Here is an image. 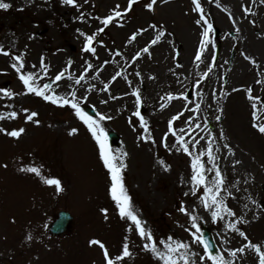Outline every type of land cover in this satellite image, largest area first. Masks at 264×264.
Segmentation results:
<instances>
[{"label":"rangeland","instance_id":"rangeland-1","mask_svg":"<svg viewBox=\"0 0 264 264\" xmlns=\"http://www.w3.org/2000/svg\"><path fill=\"white\" fill-rule=\"evenodd\" d=\"M0 2L10 4L0 9V89L15 93L0 92V114L17 112L15 118L5 115L0 129L25 128L18 138L0 131V264H106L103 249L90 243L93 239L108 248L114 264H163L144 249L146 238L127 230L132 222L119 215L109 170L87 126L71 105L28 93L20 75L29 72L34 73V87L50 84L46 94L72 99L83 111L90 106L95 114L88 116L98 121L104 134L115 133L109 149L115 162L125 165L122 175L131 209L176 264H184L180 254L189 252L196 253L191 259L197 264H205L199 260L203 245L192 236L197 227L198 234L207 228L216 252L230 264H259V254L247 245L260 244L264 251V134L256 127L264 124V105L259 102L264 98L262 0H199L213 26L207 36L206 24L195 23L200 14L194 0H134L128 11L129 0H76L73 5L62 0ZM108 16L113 19L105 24ZM160 32L163 35L152 44ZM201 40L204 50L197 60ZM137 52L141 55L133 59ZM16 55L22 61H16ZM13 63L23 64L20 72ZM60 73L71 77V86H59L55 77ZM111 83L121 86L115 99L105 93L104 84ZM134 90H139V104ZM32 111L38 113L34 120L39 124L25 119ZM177 113L183 115L173 121L174 132L165 138L168 122ZM73 127L77 133L70 131ZM181 135L194 155L204 153L200 159L205 169L213 164L220 169L224 184L217 199L222 196L235 216L221 211L214 221L202 200L204 185L196 186L195 195L191 192V157L176 139ZM209 145L215 160H209ZM29 167L39 168L41 175L21 170ZM204 175L212 187L215 170ZM42 177L60 180L63 190L55 191ZM241 188L253 197L244 201ZM102 209H108L107 219ZM59 210L69 211L73 219L65 235L53 237L46 228ZM228 221L236 222L248 239L226 228ZM168 237L173 238L172 247L177 241L190 247L170 252L165 248ZM126 242L134 254L117 259ZM241 247L244 252L232 255Z\"/></svg>","mask_w":264,"mask_h":264},{"label":"snow or ice","instance_id":"snow-or-ice-1","mask_svg":"<svg viewBox=\"0 0 264 264\" xmlns=\"http://www.w3.org/2000/svg\"><path fill=\"white\" fill-rule=\"evenodd\" d=\"M62 2L67 3L69 5H73L76 3V0H62ZM154 2H155V0H153V3ZM133 3H134V0H129V8L126 9V11L130 10ZM153 3L147 4V7L152 8ZM194 3H195V9L198 10L199 14H200V18L197 19L195 21V23L197 25L206 24V27L204 28L203 34H204V36H207L211 32L213 26L211 23H207L206 18H205L203 11L201 9V5L199 3V0H194ZM262 3H264V0H262ZM9 7H10V4L0 2V9H8ZM245 11H249V9L245 8ZM120 15H121L120 12L115 13V16H117V17ZM81 16H82V14H81ZM112 19H113L112 16H108V17L104 18L103 22L105 24H107ZM77 31L79 32L80 29H77ZM162 35H163V32L158 33L156 36V39L152 40L151 43L155 44L157 42V40H159L160 36H162ZM91 40H92V36H88V41H91ZM204 44H205V42L203 40H201L200 41V51H198L195 54V58L197 60H200V53L204 50ZM88 47H89V44H85V50H87ZM3 51H4L3 47L0 46V52H3ZM95 51H96L95 48H93L92 52L95 53ZM143 51L148 52V48L145 47L143 49ZM5 54L7 55L8 53H5ZM140 55H141V53L137 52L136 55L133 57V59H136ZM14 59L16 61H22V58L20 55H16ZM70 63H71V61L69 60V64ZM105 63H107V61ZM43 66H44V61H43V58H41V67L43 68ZM12 67L15 68L17 72H20L21 67H23V64L21 63V66L17 67V64L13 63ZM91 67H92V65L89 63L88 68H91ZM43 70L45 71V74H46L47 69L45 68ZM87 70L88 69L85 68V71H87ZM33 75H34V73H32V72H29L27 75H24V74L20 75V79L23 81V84L26 86V91L28 93H35L36 95L42 97L46 101H51V102L57 103V104L71 105V108L75 110V115L87 126L88 130L91 132L92 136L95 138L96 142L99 145V156L102 159L104 166L109 170V174L111 177L110 193H111L113 200L115 201V203L117 205L119 215L121 218H126L127 220H130L132 222L131 224L128 225L127 230L129 232L135 231L138 233L139 237L146 238V240L149 242L144 243V245H143L144 249H146V250L150 249L151 252L154 254V256L160 258V260L163 261V264H176L175 259H173L172 255L170 253H164L157 247L156 241L153 237V233L151 232V230H146L145 226L142 224V221L140 220L138 215L131 209L130 197L127 194V191L125 189L124 181H123V175H122V169L125 167V165L123 163L117 164L115 162L117 158L110 151L109 145L107 144L106 134H104V129L99 125L98 121L93 119L92 117L88 116L83 111V109L80 107V105L76 102H73L72 99H64L63 97H57L55 95V93L46 94L47 90H49L51 88L50 84H47V83L44 84L43 89L34 87L33 84L30 83V78L33 77ZM137 75H139V73H137ZM62 77H63V73H60V74L56 75L55 80L60 81L62 79ZM113 79H115V77H113ZM76 83H80V80H77ZM197 84H199V81H197ZM106 87H107V85H106ZM134 91L136 92L137 104H139L140 103L139 90H134ZM249 91L251 92V89ZM0 92H4L8 96L15 95L14 92L8 91L7 89H0ZM71 95L74 97L75 93L73 92ZM168 95H169V98H171L172 94L169 93ZM180 95L183 96L184 94L180 93ZM113 99H115V97H113ZM163 106L164 105H161V107H163ZM197 107H199V106H197ZM23 112L29 113V109L24 108ZM5 115H10L12 118H15L17 116V112L13 111L10 114H8V113L0 114V120H2ZM37 115H38L37 112L32 111L30 114L25 116V119L27 121H34V123L39 124L40 123L39 119L34 120V118L37 117ZM135 115L137 117H140L139 122L144 126V130L147 131L148 125L144 121V118L141 115L140 111L137 110L135 112ZM182 115H183L182 113H177L176 115H174L169 120V122H168L169 132H166L164 134L165 138L168 137L169 133L174 132L173 121L179 119ZM255 115H256V113L253 112V116H255ZM104 118L105 119H111L110 116H106ZM188 119L192 120L193 118L191 116H189ZM216 119L219 120L220 117L217 116ZM197 127H198V125H197ZM256 127L258 128V131L260 133L264 134V124H257ZM78 130L79 129L75 128V127L70 129V131L72 133H77ZM0 131H5L6 134L10 137L18 138L22 133L25 132V128L20 127L18 129H13L11 131H7L6 129H0ZM189 131H191V128H189ZM221 135H223L222 132H221ZM145 138L150 139V137H145ZM176 139L181 144H183V152L187 153L191 157V169H192L191 181L194 185V187L191 189V192L195 195L196 194V186L204 185L202 200H203L205 208H207L211 212V217L214 221L218 217L221 216V211L226 212L229 216H235L236 214L233 212V210L224 204L222 196H220L219 199H217V194L221 191V188L223 187V184H224V180L222 178L221 171L217 167V165L213 164L212 167L205 169L204 164L200 159V157L203 156L204 153L201 152L199 155H194L190 151L189 145L187 143H184L185 137L183 135L176 137ZM209 139H212L211 135L209 136ZM153 142H155V141H153ZM197 143H198V141H197ZM165 147H168L167 143H165ZM173 147H176V150L180 151V148L177 147L176 145H174ZM169 150H171V149H169ZM229 151H231L230 147H229ZM123 155H126V153ZM123 155L120 157L121 160H123ZM208 157H209L210 161L217 159V157H215L211 151V145H209ZM160 163L164 164V161L161 160ZM235 163H239V161H235ZM165 167L167 168L169 166L165 165ZM21 170L22 171H29L31 173L38 175V176L41 175V170L37 167H29V168H25V169H21ZM213 170H215V176L213 177V180H212L213 186L209 187L208 184L206 183V178H205L204 173H205V171L212 172ZM42 179H44L46 184L54 186L55 191L60 192L63 190L60 180L54 179V178H48V177H42ZM187 194L188 193H185V195H187ZM228 195L231 196V193H228ZM254 203H255V201H254ZM213 208H215L216 210H213ZM181 211L187 212L188 209L182 207ZM102 212L105 213V219H107L108 209H102ZM192 219H193V224L195 225V218L193 217ZM237 220H242L244 223L248 222L247 220H244L243 217H237ZM226 228L234 229L236 232L239 233L240 236L245 237V239H248L247 234L244 231H242L239 227H237L236 222L228 221L226 224ZM198 233H199V229L197 227V231L192 232V236L194 237L196 244H202L203 245L204 254L199 257L200 261H204L205 264H208V261H211L212 264H230L229 261H226L223 259L221 253L212 251L211 250V244L207 240H205L201 234H198ZM27 238L32 239L31 236H28ZM127 239L128 238L125 237L126 241H127ZM172 239H173L172 237H168L167 238L168 243H165V248L170 249V252H175L179 248L188 249L190 247L188 244H184V243L179 242V241L176 242V247H172V244H171ZM225 242H227V241H225ZM90 243L97 244L103 249L106 264H114L113 259L110 258L108 248L100 240L93 239L92 241H90ZM247 247L251 248V249H255V252L259 254V264H264V251L261 250L262 246L260 244H253L249 241ZM236 251L244 252L245 248L241 247L238 250H233L232 255H235ZM133 254L134 253L130 252L129 243L126 242L122 246L121 256L117 257V259H122L123 257H127V256H130ZM180 255L184 259V264H197L196 260L191 259V257H194L196 255V253L189 252L187 254L181 253Z\"/></svg>","mask_w":264,"mask_h":264},{"label":"water","instance_id":"water-1","mask_svg":"<svg viewBox=\"0 0 264 264\" xmlns=\"http://www.w3.org/2000/svg\"><path fill=\"white\" fill-rule=\"evenodd\" d=\"M86 110L87 112L92 113L89 107H87ZM70 221L71 215L68 212L61 211L57 214V217L52 221L49 229L53 234L62 233L68 227ZM203 236L205 240H207L209 243L211 242L210 239L207 237L209 236L208 232H206Z\"/></svg>","mask_w":264,"mask_h":264},{"label":"bare ground","instance_id":"bare-ground-1","mask_svg":"<svg viewBox=\"0 0 264 264\" xmlns=\"http://www.w3.org/2000/svg\"><path fill=\"white\" fill-rule=\"evenodd\" d=\"M120 63V62H119ZM123 72L125 73V70H123ZM86 75H88V73H86ZM69 78H71V77H69V75H66V74H63V77H62V79L59 81V83H60V85L59 86H61L62 88H64V87H69V86H71L72 84L70 83V80H69ZM82 78V77H81ZM83 80H84V76H83V78H82ZM79 80V79H78ZM86 80V79H85ZM101 80V79H100ZM101 84V83H100ZM66 85V86H65ZM104 85H107V87H106V89L105 90H108L107 92H105L107 95H112L113 97H114V94L117 92V89L118 88H121V86H119V85H117V84H115L114 85V87H113V83H111V84H104ZM108 86H109V89H108ZM102 97H103V95H102ZM128 98H126V99H123V101L124 102H128V100H127ZM115 110H117L118 109V105L117 104H115L114 105V107H113ZM121 150V149H120ZM241 190H242V188H241ZM239 195L240 196H243V198H244V201H247L248 199H250V198H252L253 196V194L251 193V192H247V194H245L244 193V191L242 190V192H239Z\"/></svg>","mask_w":264,"mask_h":264},{"label":"clouds","instance_id":"clouds-1","mask_svg":"<svg viewBox=\"0 0 264 264\" xmlns=\"http://www.w3.org/2000/svg\"><path fill=\"white\" fill-rule=\"evenodd\" d=\"M49 23H51V21H49Z\"/></svg>","mask_w":264,"mask_h":264}]
</instances>
